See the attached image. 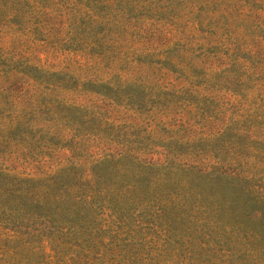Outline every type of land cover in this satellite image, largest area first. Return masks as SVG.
Listing matches in <instances>:
<instances>
[{
    "label": "rangeland",
    "instance_id": "374dc122",
    "mask_svg": "<svg viewBox=\"0 0 264 264\" xmlns=\"http://www.w3.org/2000/svg\"><path fill=\"white\" fill-rule=\"evenodd\" d=\"M0 264H264V0H0Z\"/></svg>",
    "mask_w": 264,
    "mask_h": 264
}]
</instances>
